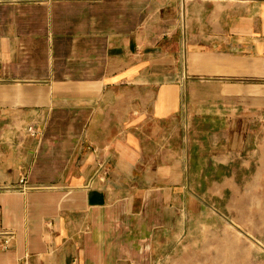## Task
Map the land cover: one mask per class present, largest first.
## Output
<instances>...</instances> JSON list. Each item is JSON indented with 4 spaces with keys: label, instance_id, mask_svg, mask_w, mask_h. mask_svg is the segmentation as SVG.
<instances>
[{
    "label": "crops",
    "instance_id": "1",
    "mask_svg": "<svg viewBox=\"0 0 264 264\" xmlns=\"http://www.w3.org/2000/svg\"><path fill=\"white\" fill-rule=\"evenodd\" d=\"M191 174L264 229V0H0V264H149Z\"/></svg>",
    "mask_w": 264,
    "mask_h": 264
},
{
    "label": "rangeland",
    "instance_id": "2",
    "mask_svg": "<svg viewBox=\"0 0 264 264\" xmlns=\"http://www.w3.org/2000/svg\"><path fill=\"white\" fill-rule=\"evenodd\" d=\"M203 170L207 171L203 176L210 178V165L205 164ZM198 176L191 174L187 183L200 194V202L187 198L188 211L181 214L180 226L172 232V245L165 252L156 248L149 264H264V229L250 222L253 214L247 212L248 203L244 206L242 196H233L226 183L201 181ZM241 176L242 170L237 177ZM237 183L242 188V182ZM259 208L251 204V209ZM255 215L258 218L259 212ZM246 217L251 227H243Z\"/></svg>",
    "mask_w": 264,
    "mask_h": 264
},
{
    "label": "built area",
    "instance_id": "3",
    "mask_svg": "<svg viewBox=\"0 0 264 264\" xmlns=\"http://www.w3.org/2000/svg\"><path fill=\"white\" fill-rule=\"evenodd\" d=\"M27 131L32 132V128L28 127ZM108 173V165L105 159L98 158L96 160L95 164V170L93 172L92 178L97 179L101 182H104L106 179ZM22 179H20V182L22 183ZM0 237H1V242H2V247H7L10 243L11 238L13 237L12 231H3L0 232Z\"/></svg>",
    "mask_w": 264,
    "mask_h": 264
}]
</instances>
